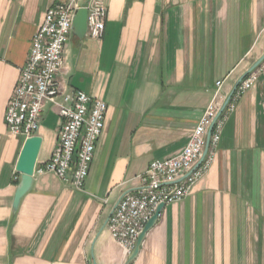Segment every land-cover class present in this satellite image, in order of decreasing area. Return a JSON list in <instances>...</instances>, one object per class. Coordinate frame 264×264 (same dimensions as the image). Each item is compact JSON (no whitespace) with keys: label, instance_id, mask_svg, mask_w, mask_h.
Segmentation results:
<instances>
[{"label":"crops","instance_id":"0c3cea01","mask_svg":"<svg viewBox=\"0 0 264 264\" xmlns=\"http://www.w3.org/2000/svg\"><path fill=\"white\" fill-rule=\"evenodd\" d=\"M70 1L0 0V264H126L108 229L120 200L144 187L153 161L183 151L209 105L222 107L264 55V0H75L107 8L105 31L72 35L57 81L104 101L105 128L83 190L36 172L14 212L26 138L8 133L6 109L46 12ZM253 73L221 117L208 172L163 208L130 264H264V62ZM61 124L45 104L37 167Z\"/></svg>","mask_w":264,"mask_h":264},{"label":"built area","instance_id":"2783aa9c","mask_svg":"<svg viewBox=\"0 0 264 264\" xmlns=\"http://www.w3.org/2000/svg\"><path fill=\"white\" fill-rule=\"evenodd\" d=\"M80 7L75 0L50 8L35 33L26 64L8 103L5 124L12 136L26 139L36 136L45 104L56 108L62 120L59 142L50 160L35 173H53L76 190H83L101 138L108 111L107 104L83 91L62 92L57 76L65 66V49L73 35V20ZM88 10L87 35L99 39L105 31L107 8L96 2ZM257 77L248 75L238 86L235 96L249 91ZM221 86V82L217 83ZM220 105L214 101L207 108L183 151L172 158L153 161L145 176L144 187L124 195L108 221L113 239L127 256L135 249L139 236L155 216L160 205L179 202L190 195L192 187L208 172L213 161L212 148L222 135L220 118L213 129L210 150L203 157L207 134Z\"/></svg>","mask_w":264,"mask_h":264},{"label":"water","instance_id":"95a60500","mask_svg":"<svg viewBox=\"0 0 264 264\" xmlns=\"http://www.w3.org/2000/svg\"><path fill=\"white\" fill-rule=\"evenodd\" d=\"M87 31H88V10L86 8H80L77 11L76 16L73 20V34L77 36L78 38L82 39L87 35ZM263 62H264V55L255 64L252 65V67L238 80V82L234 86L233 90L231 91L226 101L220 108L214 122L209 128V131L207 134L206 147H205L203 157L201 158L200 162L196 165L195 168H198L205 161L209 153V150H210V143H211V137H212L214 126L216 122L222 117L226 108L229 106L238 86L242 83V81L248 75L252 74ZM42 142H43L42 138L37 135L31 138H28L25 141L24 147L22 149V152L20 154L17 167H16L17 172L21 174V182L17 188L15 198H14V204H13L14 212H17L22 199L32 189L35 169L37 166L38 157H39L40 150L42 147ZM164 207H165L164 204L158 207L155 216L148 222L144 231L139 236L135 249L132 252V254L129 256L126 264L132 263L137 258L146 234L156 224Z\"/></svg>","mask_w":264,"mask_h":264}]
</instances>
